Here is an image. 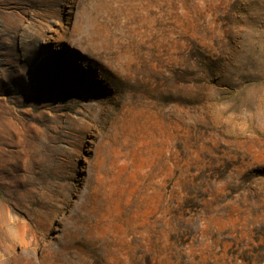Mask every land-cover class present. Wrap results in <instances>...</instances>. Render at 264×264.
I'll return each instance as SVG.
<instances>
[{
    "label": "rangeland",
    "instance_id": "1",
    "mask_svg": "<svg viewBox=\"0 0 264 264\" xmlns=\"http://www.w3.org/2000/svg\"><path fill=\"white\" fill-rule=\"evenodd\" d=\"M0 264H264V0H0Z\"/></svg>",
    "mask_w": 264,
    "mask_h": 264
}]
</instances>
